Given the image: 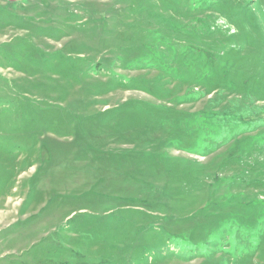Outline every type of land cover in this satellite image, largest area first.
I'll return each mask as SVG.
<instances>
[{
  "label": "rangeland",
  "instance_id": "rangeland-1",
  "mask_svg": "<svg viewBox=\"0 0 264 264\" xmlns=\"http://www.w3.org/2000/svg\"><path fill=\"white\" fill-rule=\"evenodd\" d=\"M0 264H264V0H0Z\"/></svg>",
  "mask_w": 264,
  "mask_h": 264
}]
</instances>
